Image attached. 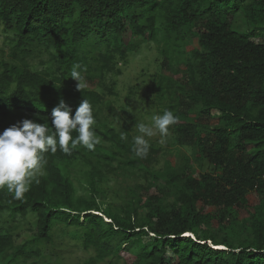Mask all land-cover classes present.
Masks as SVG:
<instances>
[{"label":"trees","instance_id":"obj_1","mask_svg":"<svg viewBox=\"0 0 264 264\" xmlns=\"http://www.w3.org/2000/svg\"><path fill=\"white\" fill-rule=\"evenodd\" d=\"M0 28V132L25 118L51 129L61 99L73 112L86 99L99 139L45 153L23 199L0 189L1 260L39 264L52 252L36 243L67 233L79 264H264V0H0ZM165 109L171 141L136 157L137 125ZM120 172L136 180L115 204L102 185Z\"/></svg>","mask_w":264,"mask_h":264},{"label":"clouds","instance_id":"obj_2","mask_svg":"<svg viewBox=\"0 0 264 264\" xmlns=\"http://www.w3.org/2000/svg\"><path fill=\"white\" fill-rule=\"evenodd\" d=\"M78 69L80 65H74L70 77L77 82V90L81 91L84 87L80 83L83 77ZM177 120L178 117L171 110L165 109L162 114L151 118V125L138 124L139 135L133 138L135 156L140 159L147 157L150 150L148 138L159 135L160 143H165L170 126L175 125ZM95 125L93 108L88 100L83 99L73 112L72 107L61 99L52 109L51 129L47 123L27 118L4 129L0 132V189L6 188L14 194L15 199H23L31 185L38 184L39 177L44 174L47 163L45 153H55L59 149L64 154H71L77 146L95 149L99 143ZM121 138L126 139L124 136ZM106 177L115 183L111 175ZM93 213L102 215L97 211ZM103 218L108 221L106 217Z\"/></svg>","mask_w":264,"mask_h":264},{"label":"rangeland","instance_id":"obj_3","mask_svg":"<svg viewBox=\"0 0 264 264\" xmlns=\"http://www.w3.org/2000/svg\"><path fill=\"white\" fill-rule=\"evenodd\" d=\"M4 37V34L1 32V28H0V46H1V41ZM144 48V47H142ZM139 64V61L137 59H134L133 61H130L129 67L127 68V70L125 72H123V74L120 77V80H124L129 78L128 81L130 84L132 83H139V81H137L135 79L136 76V72L138 70L137 65ZM119 90L121 91V98H120V103L123 102L124 100V95H125V89L121 87V84L119 85ZM143 89L140 88V91H142ZM134 100V99H132ZM132 105H143L140 102V99L136 98L133 102H131ZM148 125H151V120L148 122ZM154 137H158L159 142H160V136L156 135ZM171 140H167L166 142H170ZM161 145H163L164 147H167L165 143H159ZM186 144L185 146H181L179 148H181V153L180 155H188L190 157H192V146L188 145L190 143H188L187 141L184 143ZM176 148L171 149V151L168 152L166 158L169 159L170 161L174 162L176 161V158L178 156V154L176 153L177 151L175 150ZM162 162V161H161ZM115 183H117L116 185H114L115 183H113L112 181H107L106 183H104L102 185L103 188H105L106 190H110L107 194H108V198L111 199L115 204H118L120 202V199L118 198V195H114V191L113 188H117L119 189V192H121L120 189L123 190V187L120 184H130L135 182L136 178L135 175H129L127 176L125 172H120L119 175H115ZM107 187V188H106ZM79 192H81V190H79ZM18 219V218H17ZM19 220V219H18ZM20 223L17 226L19 230L23 231V238L27 237L30 238L31 234L28 231H25L26 229H29L28 227L31 226V224L34 222V218L33 216H28V218L25 219H21L19 220ZM62 238L63 240L58 241L57 239L52 240L50 243L48 244H44V243H36L38 244L40 247L43 248H47L50 254H46V256L44 257V259H42V257L40 259H38L39 264H79L78 262L87 255V252L80 249L78 247L74 248L72 246L75 245V241L76 239H72L67 233L62 234ZM78 237V236H77ZM12 256L8 255V257H6L5 260H1L0 259V264H6V262L11 259ZM19 263V262H18ZM21 264V263H19Z\"/></svg>","mask_w":264,"mask_h":264}]
</instances>
